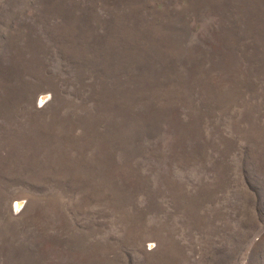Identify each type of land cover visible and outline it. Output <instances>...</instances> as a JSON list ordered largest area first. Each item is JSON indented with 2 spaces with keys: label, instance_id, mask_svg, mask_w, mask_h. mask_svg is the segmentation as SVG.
Segmentation results:
<instances>
[{
  "label": "rangeland",
  "instance_id": "obj_1",
  "mask_svg": "<svg viewBox=\"0 0 264 264\" xmlns=\"http://www.w3.org/2000/svg\"><path fill=\"white\" fill-rule=\"evenodd\" d=\"M0 264H264V0H0Z\"/></svg>",
  "mask_w": 264,
  "mask_h": 264
},
{
  "label": "bare ground",
  "instance_id": "obj_2",
  "mask_svg": "<svg viewBox=\"0 0 264 264\" xmlns=\"http://www.w3.org/2000/svg\"><path fill=\"white\" fill-rule=\"evenodd\" d=\"M15 207H17L18 209L22 208V202L21 201H17Z\"/></svg>",
  "mask_w": 264,
  "mask_h": 264
}]
</instances>
